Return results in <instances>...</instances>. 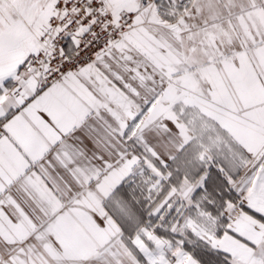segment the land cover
<instances>
[{"label":"snow or ice","instance_id":"6c2138e0","mask_svg":"<svg viewBox=\"0 0 264 264\" xmlns=\"http://www.w3.org/2000/svg\"><path fill=\"white\" fill-rule=\"evenodd\" d=\"M0 264H264V0H0Z\"/></svg>","mask_w":264,"mask_h":264}]
</instances>
